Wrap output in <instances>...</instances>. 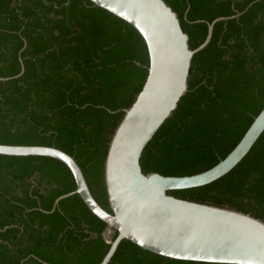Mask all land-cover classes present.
I'll return each instance as SVG.
<instances>
[{"label": "trees", "instance_id": "1", "mask_svg": "<svg viewBox=\"0 0 264 264\" xmlns=\"http://www.w3.org/2000/svg\"><path fill=\"white\" fill-rule=\"evenodd\" d=\"M192 49L189 88L141 157L144 172L191 175L224 159L264 108V0H166ZM26 44V45H25ZM23 60L24 70H22ZM146 42L90 0H0V143L72 155L111 211L104 165L111 137L141 91ZM70 168L48 156L0 154V264H99L117 231L72 194ZM179 198L264 220V132L228 173ZM108 264H229L176 259L123 239Z\"/></svg>", "mask_w": 264, "mask_h": 264}, {"label": "water", "instance_id": "2", "mask_svg": "<svg viewBox=\"0 0 264 264\" xmlns=\"http://www.w3.org/2000/svg\"><path fill=\"white\" fill-rule=\"evenodd\" d=\"M133 25L144 38L150 64L148 76L109 142L104 177L111 211L94 197L84 172L66 151L48 145L0 143V154L48 156L71 170L76 189L90 210L110 228V248L99 264H108L123 239L163 256L203 262L264 264V220L235 208L176 197L168 190L210 183L233 169L264 132V108L232 151L213 167L191 175L144 172V149L173 114L189 88L194 55L208 45L217 17L208 22V34L195 49L189 44L178 13L166 0H90ZM26 45V44H25ZM22 63L23 72V60ZM10 77H0L7 80Z\"/></svg>", "mask_w": 264, "mask_h": 264}]
</instances>
